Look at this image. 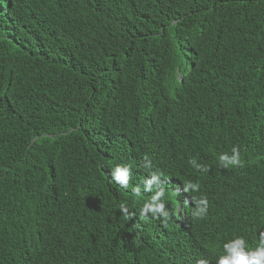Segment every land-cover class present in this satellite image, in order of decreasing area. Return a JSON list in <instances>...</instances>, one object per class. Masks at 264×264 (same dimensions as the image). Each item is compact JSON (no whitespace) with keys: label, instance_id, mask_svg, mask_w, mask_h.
Listing matches in <instances>:
<instances>
[{"label":"trees","instance_id":"obj_1","mask_svg":"<svg viewBox=\"0 0 264 264\" xmlns=\"http://www.w3.org/2000/svg\"><path fill=\"white\" fill-rule=\"evenodd\" d=\"M0 264H264V0H0Z\"/></svg>","mask_w":264,"mask_h":264},{"label":"bare ground","instance_id":"obj_2","mask_svg":"<svg viewBox=\"0 0 264 264\" xmlns=\"http://www.w3.org/2000/svg\"><path fill=\"white\" fill-rule=\"evenodd\" d=\"M43 51V50H42ZM41 54V53H40Z\"/></svg>","mask_w":264,"mask_h":264}]
</instances>
